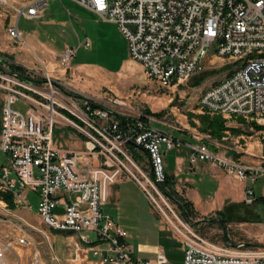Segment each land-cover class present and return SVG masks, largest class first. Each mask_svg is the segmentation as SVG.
<instances>
[{"label":"built area","instance_id":"obj_1","mask_svg":"<svg viewBox=\"0 0 264 264\" xmlns=\"http://www.w3.org/2000/svg\"><path fill=\"white\" fill-rule=\"evenodd\" d=\"M55 0H0L17 16L12 37L24 42L19 20H34ZM93 11L102 20L118 25L133 59L141 62L149 77L164 87L179 86L204 70L211 44L220 43L217 55L235 58L234 71L207 89L200 105L221 115L257 117L264 124V0H70ZM19 3L20 5H17ZM220 23H227L226 40H217ZM90 40L86 41V46ZM77 50L67 47L60 55L70 66ZM246 53L245 61L238 54ZM0 54L2 106L1 151L8 165L0 166V186L26 202L30 190L40 197L38 212L51 218L53 228L72 229L100 248H89L104 264H167L159 251L155 261L135 259L126 243L128 232L102 211L101 184L88 155H97L105 166L126 172L150 198L154 210L168 222L185 244L183 264H264V246L245 241H214L201 234L178 206L170 203V190L163 150L182 141L153 125L159 122L150 113L132 118L116 113L94 98L68 93L54 78L30 68L22 71ZM21 103L22 107H17ZM114 106L123 104L112 102ZM64 123L86 139V152L63 151L55 147L53 128ZM146 150L149 163L137 161L130 146ZM190 161H207L224 169L235 180L247 183L245 203L257 202L254 185H264V157L261 164L247 165L221 156L208 142L191 146ZM75 199L62 203V196ZM264 199V197H263ZM63 213L57 214L58 207ZM25 243V239H20ZM11 243L0 244V264ZM32 264H40L35 256Z\"/></svg>","mask_w":264,"mask_h":264},{"label":"rangeland","instance_id":"obj_2","mask_svg":"<svg viewBox=\"0 0 264 264\" xmlns=\"http://www.w3.org/2000/svg\"><path fill=\"white\" fill-rule=\"evenodd\" d=\"M17 5L20 4L17 3ZM45 14L47 17L40 21L25 19L19 21V30L24 40L21 42L10 36V30L17 21L14 9L10 5L0 3V53L8 58L13 57V53L16 52V59L20 64L41 72L45 77L49 74L52 77L47 68L48 62L42 63L38 59V57L44 58L38 46V39L56 49H63L68 45L77 50L70 66H64L60 56L63 52L49 53L50 61L58 64L57 73L65 70L72 71L73 64L82 62H91L99 67L102 71L97 74L98 76L88 77L84 73H79L78 78L73 81V85L79 90H83L87 85L90 88V91L86 93L87 96H92L96 102L106 105L116 113H124L132 118L139 117L141 113H150L159 120L153 123L155 127L162 129L171 124L179 130H184L194 139L191 140L193 143L208 142L219 154L229 156V153L225 152L229 151L245 164H259L263 160V122L257 117L211 113L202 108L199 103L203 92L227 78L236 65L238 68L242 67V64H234L237 59L217 55V46L214 45L209 50V56L203 61V71L179 86L164 87L158 80L148 76L141 62L132 58L128 42L117 24L104 21L97 14L68 1H51ZM88 39L90 45L86 46ZM69 91L77 94V92ZM116 100L125 102L127 105L114 106L112 102ZM17 107H22V104L19 103ZM217 125L222 129H216ZM178 149L186 150L182 145ZM4 156L0 149V163ZM148 159L145 155L142 163L147 165ZM214 171V168H206L202 172L205 174L202 176V215H206L204 220H210L206 228L203 227V234L222 242L227 238H232L233 241L244 239L247 243L264 246V222L261 215L259 216L263 210L262 205L256 203L249 206L243 205L244 189L241 183H236L234 178L232 180L229 177L223 178V186L217 189L218 184L206 178ZM223 172L225 173V170ZM254 188L257 196L264 194L262 181L259 180ZM214 191L215 195H211ZM227 194L232 201L236 202L235 204L242 205L246 210L243 212L238 210V215L230 214L227 207L223 208L224 204H222ZM145 196L146 202H150L147 194ZM170 199V203L177 207L176 200ZM28 202L32 205V212L36 213L40 202L39 195L32 193ZM217 209L225 213V219L229 223V226L226 225L227 229L223 227L222 222L221 224L215 221L219 219L218 215L211 214ZM247 209L254 213H250ZM212 210L215 211L212 212ZM259 217L260 219H257ZM249 218L256 220L250 221L247 225L244 224L243 222ZM49 221L53 223L51 219ZM5 260L7 264H15L18 261L16 250L11 249L6 252Z\"/></svg>","mask_w":264,"mask_h":264},{"label":"crops","instance_id":"obj_3","mask_svg":"<svg viewBox=\"0 0 264 264\" xmlns=\"http://www.w3.org/2000/svg\"><path fill=\"white\" fill-rule=\"evenodd\" d=\"M57 1H68L75 3L70 0H55V2ZM50 3L51 1L49 4ZM75 4L79 7H82L77 3ZM46 9L47 7L42 11L40 18L29 21H40L45 19L47 17L45 14ZM51 22H54V20H51ZM38 40V46L41 53L44 55V58L38 57V59L42 63L48 62L49 65L47 68L52 77L66 86L69 94L78 96V99H80L79 97H82V94L87 95L86 93L90 91V88L87 85L84 86L83 90H79V88L73 85V81L78 78L77 74L84 73L85 75H88V77H91L92 75L100 74L102 70L99 67L94 66L91 62H82L76 65L73 64L71 69L72 71L68 72L65 70L64 72L57 73L56 69L58 64L50 61L48 54L56 53L57 51L64 52L65 49L70 46L66 45L63 47V49H56L50 47L41 39ZM2 55L5 56L4 54ZM13 55V57H8L11 61L22 68H29L28 66L18 62L16 59V52H14ZM52 77L49 74L47 78ZM69 90L77 92V94L70 92ZM0 97L1 133L2 106L4 102L3 92H0ZM160 130L181 140L182 146L186 148V150L178 149L180 147L179 146L171 150H163L165 169L168 180L171 184L167 187L170 191H172L170 197L173 200H176L178 209L182 214V205L188 204L185 209L187 218L192 220L196 229L201 234H203L202 230L206 228L207 222L210 220H204L206 215H202V176L205 175L202 174V172L206 168H214L215 171L211 173V176H206V178L211 182L217 183V189L220 188L219 186H223V178L229 177L230 180H232L233 177L230 176L226 171L224 173V169L221 170L222 168H218L219 166L207 161H199L195 164H192L190 161L191 146H196L201 143L197 142L196 140L195 141L197 143H193L191 140L194 139L185 133L184 130H179L171 124L164 126V128ZM53 140L55 147L63 151L86 152L87 149V139L73 127L61 122L57 123L53 128ZM131 152L133 155L142 157L140 161L143 162L142 159L146 155L144 151L137 149L132 145ZM225 152L229 153V156L220 155L240 162L239 159L235 158L234 153L229 151ZM88 161L93 164L95 176L98 178L101 184L103 202L102 211L106 215L111 216L116 224L120 225L128 232L126 243L132 250L133 257L135 259L145 261H155L157 259L158 252L163 251L168 258L167 264H183L185 256V244L182 238L176 234L168 222L161 218V216L154 210L150 202H146V199L144 198L146 197V194H144L138 183L126 172L115 167L105 166L103 159L97 155H88ZM147 161L149 163V159ZM8 163L7 157L4 156L0 166L8 165ZM261 163L262 161L259 164ZM236 183H241L243 186L244 197L245 189L248 184L238 180H236ZM262 186L264 189L263 182ZM32 193L38 194L36 190H30L27 193L26 202L29 205H31L28 201L29 197L32 196ZM215 193L216 192L214 191L211 193V195H215ZM3 196H9L12 205H10L9 201L5 200ZM75 197L76 195H71V197L62 196V203L68 202L70 199L73 200ZM263 197L264 194L262 196L256 195V198ZM223 202V208L227 207V211L229 210L230 214H237L238 210H242V212L243 210H246L242 205L238 206L235 204L236 202L232 201V199H230V195L228 194L226 195ZM242 203H245V201ZM245 205L249 206L246 203ZM31 209L32 207H25L22 204H18L13 198L12 194H8L7 192L5 193L4 191L0 192V244H12L11 249L16 250L18 253V261L15 262V264H32L35 256L39 258L40 264H104L100 258L93 256L92 252L89 250L90 247H88V245L82 241L80 234L53 228V223L50 221H44L38 211L34 213ZM213 211L215 210H212V212ZM247 211L254 213V211L250 209H247ZM221 212L223 211L217 209L216 212L211 214H216L219 216V219H216L215 221L221 223L224 220L225 225L223 227L227 229V226H229V223H227L228 220L225 219V213L222 214ZM56 213H63V207H58ZM249 222L250 221L248 219L243 223L247 225ZM89 236L95 245H99L97 243V235L91 233ZM20 239H25V243H20ZM228 240L233 241L232 238H227L226 241ZM240 241L245 240L240 239ZM4 264H7V260H5Z\"/></svg>","mask_w":264,"mask_h":264},{"label":"bare ground","instance_id":"obj_4","mask_svg":"<svg viewBox=\"0 0 264 264\" xmlns=\"http://www.w3.org/2000/svg\"><path fill=\"white\" fill-rule=\"evenodd\" d=\"M10 36H12V31L10 32ZM227 38V23H220L219 24V30L217 32V40H226ZM216 45L217 46V50L216 52H218V50H220V43H213L211 44V47ZM238 57H240L238 60L239 61H245L246 60V53H239ZM227 78H225L224 80H227ZM218 84V83H217ZM113 102H118L120 104H123V106H126L127 104L125 102L122 101H113ZM209 112L211 113H216V107H209ZM230 116H238V114H230ZM0 190L3 192H7V186H0ZM0 191V192H1ZM9 194V193H8ZM13 195V198L15 199V201L18 204H21V198H19V196H16V194L14 193H10ZM42 219L46 222H48L51 218H43ZM61 230V229H59ZM64 231V230H63ZM65 231H71L73 232L72 229H65ZM82 241L87 245V239L85 237H83V235H81ZM99 245H95V243L93 241H89V247L90 248H100L101 247V240H98L97 242Z\"/></svg>","mask_w":264,"mask_h":264},{"label":"trees","instance_id":"obj_5","mask_svg":"<svg viewBox=\"0 0 264 264\" xmlns=\"http://www.w3.org/2000/svg\"><path fill=\"white\" fill-rule=\"evenodd\" d=\"M16 68L18 69V70H20V71H22V67L21 66H16ZM220 121V120H219ZM220 123H221V121H220ZM217 128L216 129H222V128H220L218 125L216 126ZM216 129H215V131H216ZM137 149H139L137 146H135ZM132 148V146H130V149ZM142 150V149H141ZM142 151H144L145 152V154L148 156V153H147V151L146 150H142ZM134 156V158L137 160V161H140V159L142 158V157H139V156H136V155H133ZM168 185H171L170 184V182H169V180H167V183H166V186H168ZM3 198L5 199V200H8L9 201V203H10V205H12V202H11V200H10V197L9 196H3ZM256 204H259V205H262V213L260 214L259 213V216L261 215V219H262V221L264 222V213H263V211H264V199L263 198H258L257 199V202H256ZM243 205H245V203H243ZM188 206V204H184V205H182V210H183V214H184V216L185 217H187V215H186V213H185V209H186V207ZM222 214H224V212H221ZM257 219H260V217L259 218H257ZM256 219L254 218V219H252V218H249V221H252V222H254ZM223 222V224L225 225V221L223 220L222 221Z\"/></svg>","mask_w":264,"mask_h":264}]
</instances>
